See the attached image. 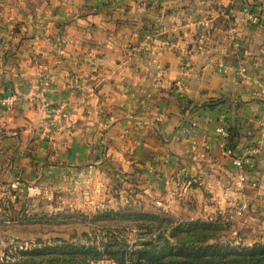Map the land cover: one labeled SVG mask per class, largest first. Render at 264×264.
Segmentation results:
<instances>
[{"label":"crops","instance_id":"crops-1","mask_svg":"<svg viewBox=\"0 0 264 264\" xmlns=\"http://www.w3.org/2000/svg\"><path fill=\"white\" fill-rule=\"evenodd\" d=\"M167 160L201 209L263 216L264 0H0V194Z\"/></svg>","mask_w":264,"mask_h":264},{"label":"rangeland","instance_id":"rangeland-1","mask_svg":"<svg viewBox=\"0 0 264 264\" xmlns=\"http://www.w3.org/2000/svg\"><path fill=\"white\" fill-rule=\"evenodd\" d=\"M108 158L113 155L105 153ZM111 162L99 175L74 172L70 176L62 169L43 173L40 186L6 185L0 194V260L55 243H100L107 229H125L130 239H135L133 222L139 214L157 215L174 223L214 225L211 232L222 245L264 244V214L259 216L245 203L239 204L241 208L231 206L221 211L201 209L209 203V190L203 188L200 196H194L191 189L197 185L182 187L180 169L174 167L169 183L168 160L163 169L160 163L157 168H147L143 162L137 170H125L123 164ZM200 197L207 203L200 205ZM239 208L246 211L236 212ZM109 211L117 216L103 219ZM90 264L116 263L103 259Z\"/></svg>","mask_w":264,"mask_h":264},{"label":"trees","instance_id":"trees-1","mask_svg":"<svg viewBox=\"0 0 264 264\" xmlns=\"http://www.w3.org/2000/svg\"><path fill=\"white\" fill-rule=\"evenodd\" d=\"M228 133L227 147L234 150L239 136L234 129ZM115 216L109 211L103 219ZM134 221L135 239L125 229L104 228L106 236L100 243L61 242L21 250L17 257L2 259L0 264H90L103 259L116 264H264V244L222 245L211 232L214 225L174 223L149 214H139Z\"/></svg>","mask_w":264,"mask_h":264},{"label":"built area","instance_id":"built-area-1","mask_svg":"<svg viewBox=\"0 0 264 264\" xmlns=\"http://www.w3.org/2000/svg\"><path fill=\"white\" fill-rule=\"evenodd\" d=\"M251 19H252V21L254 23H259L260 22V19H259V16L258 15H253L251 17ZM245 72H246L245 67H242L241 68V73H245ZM3 103L6 104V105H9V104H11V99L10 98L5 99L3 101ZM221 133L223 135V138L228 141V138H229L228 131L225 128H223V129H221ZM233 163H234V165L236 166V168L238 169V171L240 173V178L242 180H244L245 177H246V169L245 168L247 166L246 157H244V156L236 157L233 160Z\"/></svg>","mask_w":264,"mask_h":264}]
</instances>
